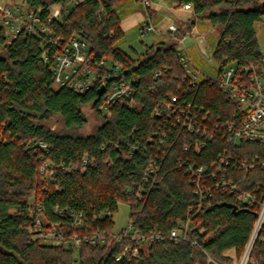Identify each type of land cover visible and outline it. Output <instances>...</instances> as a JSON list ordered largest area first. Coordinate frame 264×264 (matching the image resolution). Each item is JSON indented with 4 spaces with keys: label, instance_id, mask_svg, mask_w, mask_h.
<instances>
[{
    "label": "trees",
    "instance_id": "obj_1",
    "mask_svg": "<svg viewBox=\"0 0 264 264\" xmlns=\"http://www.w3.org/2000/svg\"><path fill=\"white\" fill-rule=\"evenodd\" d=\"M75 1L25 3L39 13L54 38L63 43L78 38L87 43L95 61L106 63L101 70L103 84L85 93L55 84L51 64L44 61L43 54L50 48L52 58L56 48L26 33L9 38L0 27V264H117L115 258L124 244L114 240L113 219L99 215L108 210L115 214L120 203L129 206V221L143 233L169 234L180 223L191 221L189 236L200 244L150 243L131 264H208L207 254L219 264H235L264 204V169L259 167L247 177L229 173L240 189L256 195L257 205L245 206L234 195L220 191L199 209L187 166L214 171L212 163L226 149L247 161L264 160V146L251 142L232 145L219 135L208 141L201 134L190 133L168 116V100L178 96L181 102L192 104L199 121L209 114L213 123L234 119L240 105L229 100L218 83L189 86L191 79L173 39L150 46L136 58L125 53L119 47L125 37L119 0H86L71 6ZM177 1L178 6L193 8L177 38L205 20L218 32L213 58L219 74L236 65L243 70L242 80H248L253 66L264 77L256 29L257 24H264V0ZM55 7L58 15H54ZM51 16L54 19L49 22ZM115 63L118 77L113 73ZM165 67L168 71L156 78ZM123 79L132 83V95L104 111L100 90L109 92ZM87 106L93 108L100 125L93 134L83 135ZM54 116L61 118L62 132L47 126ZM201 141L205 146L198 149ZM40 143L48 148L39 147ZM46 163L55 169L51 181L41 173ZM153 163L158 175L144 180ZM140 189H144L141 199ZM33 196L43 198L48 218L58 223H69L72 213H85L87 226L67 229L68 233L98 232L107 237L106 243L85 244L74 251L34 241L29 234ZM57 207L65 213H56ZM252 258L255 264H264V241L257 242Z\"/></svg>",
    "mask_w": 264,
    "mask_h": 264
},
{
    "label": "built area",
    "instance_id": "obj_2",
    "mask_svg": "<svg viewBox=\"0 0 264 264\" xmlns=\"http://www.w3.org/2000/svg\"><path fill=\"white\" fill-rule=\"evenodd\" d=\"M86 0H77L71 6L76 7L79 3ZM146 9L151 7L153 0H141ZM182 7H186L185 5ZM54 16L48 18L51 22ZM0 27L9 32L11 38L26 33L28 35L43 38L46 46L56 48L52 58H50V48L44 51L43 58L45 62H50L51 70L54 75L55 84L58 87H67L79 93H85L94 85L104 82L102 67L105 62H97L91 56L89 46L86 42L72 38L67 43H63L61 38H54V34L49 26L42 20L37 12L28 9L25 2L21 5L0 6ZM158 32V29L152 24L144 25L140 30V36ZM178 29L171 27L169 35L180 46L178 54L188 77H190L189 86L196 87L201 82L210 84L218 83L222 92L227 95L229 100L240 105V111L232 120L222 122H212L209 114H206L201 121L198 120L195 112L192 110V104L182 101L178 96H170L168 100V116L176 120V123H182L190 132L201 134L205 140L212 141L216 135L223 136L232 145H240L242 142H251L264 146V77L260 76L255 67L250 66L252 74L248 80H242L243 70L238 69L236 65L224 69L217 78L205 77L199 80L202 75L195 68L187 49L184 45V37L177 38ZM113 73L118 75V64L115 63ZM249 70V69H247ZM262 73L264 75V53L262 62ZM168 68L159 70L155 76L160 77ZM220 71V70H219ZM188 81H186L187 83ZM133 92L132 83L129 80H121L113 84L110 91L104 92V101L102 109L107 111L109 107L121 98L130 97ZM182 103V104H181ZM187 105V109L184 108ZM207 124V125H206ZM205 146V142L198 143V149ZM39 147L47 149L46 144L40 143ZM187 149V148H185ZM88 158L83 160L84 171L88 164ZM264 169V160L256 157L252 161H247L232 155L226 149L217 161L212 163L214 171L208 172L206 168H196L193 165L187 166V174L190 176L191 185L194 194L198 198V207L201 209L203 204L214 198L216 192H227L234 195L238 203L248 207L257 205L258 199L255 194L244 191L229 177L231 171L239 172L247 177L250 172L257 168ZM55 169L50 163L44 164L41 173L48 181L54 177ZM151 175H158V167L151 164L144 174V180ZM144 189H140L138 197ZM193 208L190 209L192 212ZM56 213L64 214L65 211L59 207ZM29 213L33 223L29 228V234L34 241L41 244L64 247L78 251L85 244L92 246L103 245L107 237L101 233L92 234H69L67 229H84L87 226V215L85 213H72L69 223L63 221L58 223L48 218L44 206L43 198L35 196L29 201ZM101 216H107L113 219L114 213L110 210L104 212ZM191 221L180 223L169 234L163 232L143 233L137 230L134 225L128 221L126 228L119 233H114V240L119 244H124L122 251L116 256L117 264H131L141 257L144 246L150 243H165L167 241L179 244L189 242L194 246H200L197 239L189 236ZM264 226V204L257 215L251 236L245 246V249L237 259L235 264H255L252 255L258 241H264L261 231ZM208 264H219L207 254Z\"/></svg>",
    "mask_w": 264,
    "mask_h": 264
},
{
    "label": "crops",
    "instance_id": "obj_3",
    "mask_svg": "<svg viewBox=\"0 0 264 264\" xmlns=\"http://www.w3.org/2000/svg\"><path fill=\"white\" fill-rule=\"evenodd\" d=\"M118 15L121 20V29L125 36L124 41L125 39L128 41V47L133 50L134 55H131L125 49H121L136 58L137 55L144 54L150 46L171 39L169 35L171 27H176L178 31L183 29L193 15V8L191 6H178L177 0H153L151 7L148 9L144 7L141 0H119ZM147 24L155 26L158 32L146 34L143 37L140 36L143 38L141 39L143 40L141 41L143 48L141 49L142 51H138L129 43V36L134 33L140 35L141 28ZM198 27L196 25L190 33L188 32L184 40L187 37L195 38L200 52L207 53L208 43L205 37L199 35ZM190 58L192 60L191 56Z\"/></svg>",
    "mask_w": 264,
    "mask_h": 264
},
{
    "label": "rangeland",
    "instance_id": "obj_4",
    "mask_svg": "<svg viewBox=\"0 0 264 264\" xmlns=\"http://www.w3.org/2000/svg\"><path fill=\"white\" fill-rule=\"evenodd\" d=\"M25 0H0V6H13V5H21ZM54 15H58L59 8H54ZM199 29V35L202 37H205L208 46H207V53L200 52L199 45L195 38L187 37L184 40V45L189 53V55L192 57V60L194 62L195 68L200 71L202 74L199 78V80H203L205 77L210 78H217L219 74V65L216 63V61L213 58V54L217 45L218 41V32L213 26L205 21L201 20L196 24ZM258 38L260 42V46L262 48V51L264 53V24L259 23L256 26ZM9 38H11L9 32H8ZM143 38L140 37L139 34H130L129 36V43H131L132 46H134L138 51H142L143 48L141 46V40ZM128 41L125 39L122 42L119 43V47L122 49L127 50L131 55H134L133 50L129 49V45L127 44ZM180 49V46H178ZM138 56V55H137ZM136 56V57H137ZM233 65L225 67V69L230 68ZM84 114L87 118V125L80 131L83 135H90L93 134L96 131V128L100 125V120L96 116V113L94 112L93 108L91 106H87L84 108ZM47 126L53 130L54 132H62L64 129V124L59 116H54L48 123ZM129 215H130V208L125 203H120L118 206L117 212L113 216L114 221V230L113 232L119 233L122 229L126 228L128 221H129Z\"/></svg>",
    "mask_w": 264,
    "mask_h": 264
},
{
    "label": "water",
    "instance_id": "obj_5",
    "mask_svg": "<svg viewBox=\"0 0 264 264\" xmlns=\"http://www.w3.org/2000/svg\"><path fill=\"white\" fill-rule=\"evenodd\" d=\"M104 92H105V89L102 88V89L100 90L99 96L101 97V96L104 94ZM97 102H98V100L94 102L93 106H95V105L97 104Z\"/></svg>",
    "mask_w": 264,
    "mask_h": 264
}]
</instances>
